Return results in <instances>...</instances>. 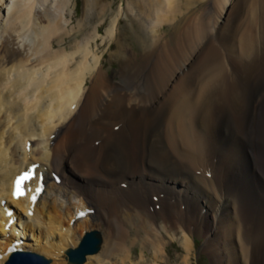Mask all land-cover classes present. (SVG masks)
I'll return each mask as SVG.
<instances>
[{"label":"bare ground","instance_id":"obj_1","mask_svg":"<svg viewBox=\"0 0 264 264\" xmlns=\"http://www.w3.org/2000/svg\"><path fill=\"white\" fill-rule=\"evenodd\" d=\"M108 1L84 0V17H103ZM199 1L128 0L127 9L138 13L148 41H157L156 33L183 15V2L193 10ZM233 1L215 0L220 18ZM74 5L0 0V264L16 250L71 264L67 252L96 229H104L103 236L96 230L101 250L84 264H118V256L124 264L137 242L159 260L166 234L180 231L188 256L193 238L203 235L217 264H264V0L238 1V18L251 20L228 56L210 49L185 71L194 54L170 53L159 64L166 53L159 52L145 79L155 52H143L144 66L122 63L118 82L107 77L98 53L99 25L70 50L62 47ZM234 13L220 25L225 43ZM120 15L104 40L119 37ZM208 26L206 19L197 25L198 41L211 35ZM140 40L145 47L147 38ZM117 46L120 56L121 37ZM30 166V193L15 197L13 179ZM8 210L20 225L9 231Z\"/></svg>","mask_w":264,"mask_h":264},{"label":"rangeland","instance_id":"obj_2","mask_svg":"<svg viewBox=\"0 0 264 264\" xmlns=\"http://www.w3.org/2000/svg\"><path fill=\"white\" fill-rule=\"evenodd\" d=\"M238 1L240 0H234L233 3L226 8V14L224 15V17L221 18L219 16L220 11L215 3V0L199 1V3L196 4L195 8L193 9L194 11L186 10L185 9L186 6L184 5L185 2H183L182 5L185 10L183 15L178 16L176 22L164 25L156 33V35L158 36L157 41H155V39L152 38V36H150L151 39L148 41V37L145 35V32L139 29L138 13L136 11L129 12V10L127 9L128 0H109L108 3L111 6L107 9L106 14L103 17H99L97 11H95L92 12L87 18L84 17V0H74L75 14H73L71 19L69 18L70 16L68 17V19H70V24L67 28L69 35L65 39L64 42L65 45H63L62 47H66L68 50H70L69 48H71L78 41L80 42L84 38V36H86V33L89 34L93 32L95 26L99 25L100 26L99 37L97 41L99 48L98 53L104 57L102 60V65L104 70H106L107 77L109 79L116 82L120 81L121 76L119 70L122 66V63L124 62L125 63L127 62L128 64L129 63L128 61H132V66H139V67L141 66L140 68H142L145 62H147L141 59V55L143 52H155L154 56H152L148 64L146 72L144 73V75L146 76L144 77L145 79L147 78V75L150 73L151 69L154 67L159 52H166L162 60L160 59L159 64L167 62V54L170 53L178 54V52H183L182 53L183 55L191 54V56L194 54L192 59L188 57V59L186 60L189 63L185 70L187 71L191 63H194L193 67L195 68L198 67L201 58L207 52H209L210 49H213L217 52H225L223 55H225L226 57L229 55L227 52H231L230 49L232 45L231 42H234L235 45L238 44L237 46L239 47L240 41L243 39L244 36L246 37V32L248 31L249 28V24L247 27V23L248 22L250 23L251 19L248 20L245 19L246 22L242 23L243 22L242 17L244 15L240 14L238 18L237 13H241L240 9L238 8ZM232 10L236 13V15L234 16V18L230 19V24H229L230 28L228 29L229 31L227 30L229 43L228 42L225 43L220 37V33H219L220 25L223 26L226 25V21H227L226 16L228 12H232ZM191 13H193L192 15L193 18L191 19V21H189L188 23L186 22V24H184L180 28V30L177 31L178 25L185 19V17L187 18ZM118 14L120 15L119 16L120 20L118 24V35L119 37H121L122 47L125 49L124 53L121 50L122 55L120 56L116 54V51L119 50L117 46L119 37L118 38L115 37V39L113 40H109V39L104 40V38L107 36L106 31L110 28L112 20L116 18ZM243 14H245V12ZM205 19L208 22L209 25L208 29L211 35L208 37V39L206 40L203 39V41L200 42L198 41L199 34H198L197 25H199ZM240 26L242 27L240 28ZM260 27L261 25L260 23H258L257 25L258 36L260 35L261 32ZM200 28L204 29L205 27L203 28L202 26H200ZM253 32H254V26H253ZM142 35L144 36V38H147L148 41L147 44H145L146 45L145 47L142 44V41L140 40L143 37ZM55 47L60 48L59 46H57V44H55ZM93 49L96 51L95 44H93ZM261 49H262V45H261ZM261 49L259 46L258 47L259 52H263V50ZM224 64L229 65L227 58L225 59ZM155 74L157 75L156 71ZM151 83H154V77H152ZM261 96L262 98H264L263 94ZM139 117L140 119H142L140 115ZM84 128L86 129V126ZM128 134H130V136H133L131 132ZM254 144H256V146L257 145L259 146V140H255ZM256 146H251L249 148L250 152L252 151L254 152L255 151L254 147ZM54 172H57V170L55 169ZM121 197L123 199H127L126 195L124 196V194ZM163 197H165L164 194ZM153 199L154 201L158 200L157 197L155 198L153 197ZM78 201L80 202V199H76L75 203H78ZM201 207L202 209L204 208L203 205H201ZM150 209L153 211L154 207L152 206L150 207ZM204 213L205 211L203 212V214ZM193 229L194 228L191 227V230ZM96 230L100 231L103 236L104 229L103 230L96 229ZM81 232L82 231H79L77 234H80ZM182 234H184V231L183 232L180 231L178 235L173 237L171 235L166 234L164 238V245L166 246L164 248L166 250V254H164L163 257H160L159 260H156V256L153 252L152 247L150 248L149 246L143 247L141 242H137L135 246L131 247V252H132L131 260L125 262L124 264H217L216 258L214 256V248L212 250L211 249L206 250V241H207L206 237H204L203 235L200 236L198 235L193 238L194 247L191 252V255L188 256L183 246V239L181 238ZM24 240H30V239L23 238L22 241ZM74 243H76V240L74 241ZM120 258L121 256H118V258H116L114 261H117L118 264H121ZM186 258L189 259L186 261L185 260ZM52 259L55 262H60L65 259V255L62 254L59 258L53 257Z\"/></svg>","mask_w":264,"mask_h":264},{"label":"water","instance_id":"obj_3","mask_svg":"<svg viewBox=\"0 0 264 264\" xmlns=\"http://www.w3.org/2000/svg\"><path fill=\"white\" fill-rule=\"evenodd\" d=\"M98 233L96 231L87 233L78 248L67 252L69 263L84 264L88 255L101 250L102 238ZM7 264H50V260L35 252L19 251L11 256Z\"/></svg>","mask_w":264,"mask_h":264},{"label":"snow or ice","instance_id":"obj_4","mask_svg":"<svg viewBox=\"0 0 264 264\" xmlns=\"http://www.w3.org/2000/svg\"><path fill=\"white\" fill-rule=\"evenodd\" d=\"M32 178H33V173H32V172H26L23 176L18 177V179H17V181H16V189H15V191H14V193H13L14 196H16V197H20V196L24 195V193L20 190V182H21L22 180H25V179H32ZM40 179H41V181L43 180L42 177H41ZM42 187H43V185H42V183H41V186L37 189V192H38V193L42 190ZM32 199H33V201H35L36 197L33 196Z\"/></svg>","mask_w":264,"mask_h":264}]
</instances>
